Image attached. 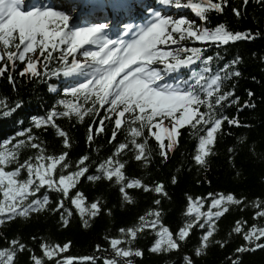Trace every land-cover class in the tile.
I'll return each mask as SVG.
<instances>
[{
  "label": "snow or ice",
  "instance_id": "6c2138e0",
  "mask_svg": "<svg viewBox=\"0 0 264 264\" xmlns=\"http://www.w3.org/2000/svg\"><path fill=\"white\" fill-rule=\"evenodd\" d=\"M249 3L242 0L241 7L246 10ZM255 3L264 7V0ZM158 5L149 0H74L71 4L66 0H0V77L15 88L18 61L23 65L19 77L32 84L41 82V76H48L49 71L52 76L76 78V83L64 90L65 97L73 99H60L58 107L45 116H33L28 128H23V119H13L21 130L0 145V226L18 218L27 220L33 213L52 212L64 228L70 226L75 215L85 228L89 227V222L103 215L104 210L99 199L87 203L81 191L85 180L118 186L121 202L127 205L135 203L128 190L154 193L157 198L153 203L158 206L140 215L133 226L119 228L118 235L105 236L107 247L95 246L98 255L65 256L70 241L63 245L42 241L41 254L37 255L19 237H5L7 246L0 249V264H18L19 257L26 253V264H134V258L144 256L137 245L150 234L158 238L149 242V253L162 257L175 253L180 256L178 264H197V258L206 255L211 245L222 249L226 246L227 241L216 239L217 223L232 206L241 212L251 206L257 210L252 220H264V200L249 205L223 192L187 196L183 226L174 233L162 223L163 200L168 198L166 186L148 185L125 175L128 161L120 158L122 154L131 153L134 161L147 167L152 161V139L160 162L166 165L170 154L179 148L181 129L197 139L192 159L207 170L209 158L216 154L214 149L223 137L232 135L233 129L251 127L238 115L229 116L227 109L236 106L238 114L257 107L251 90L243 105L235 92L236 81L242 77L238 67L242 57L228 60L222 55L228 46L253 41L257 34L231 30L225 23L209 26V14H223L229 0H158ZM173 9H190L198 19L175 16ZM104 12L113 17L112 27L124 24L125 31L117 32L114 39L107 34L110 25L95 18ZM232 12L241 18L240 7H233ZM125 14L142 18L145 23H125ZM80 20L92 23L80 26L76 23ZM196 44L200 46H189ZM209 48L216 49L215 55L207 54ZM52 61L61 67L42 74L38 65L48 69ZM48 92L56 93L57 89L49 86ZM22 109V102L11 106L6 98L0 99V116L5 120ZM100 109H104L102 116ZM93 115L98 122L88 124L86 143L91 147L97 137L104 135L114 151L99 162L87 154L73 162L70 151H65L72 146L69 134L56 121L74 117L77 123H84L86 116ZM34 129L53 130L60 138V154H48L47 141L34 134ZM15 138L23 139L12 143ZM238 140L245 145L247 137ZM28 150L35 153L22 161L21 155ZM235 151L228 149L230 154ZM171 182L175 185L177 178L173 176ZM52 194L57 197L54 207H50ZM231 232L242 236L247 246L238 247V255L229 257V264H242L243 253L264 248V225L248 226L247 220H236ZM194 235L198 236L196 246L182 255ZM31 239L35 242L37 237Z\"/></svg>",
  "mask_w": 264,
  "mask_h": 264
},
{
  "label": "trees",
  "instance_id": "16d2710c",
  "mask_svg": "<svg viewBox=\"0 0 264 264\" xmlns=\"http://www.w3.org/2000/svg\"><path fill=\"white\" fill-rule=\"evenodd\" d=\"M183 2L186 3L187 0H183ZM241 5L242 0H229V6L225 8L223 14L214 12L209 14L211 20L209 26L214 27L220 23H225L231 30L251 31L257 34L255 40L237 42L228 46L227 51L222 52V55L228 60L237 55L242 57V61L238 65L242 71V77L236 81L235 88L236 95L240 98L239 104L243 105L248 99L247 91L251 90L255 94L253 102L257 105L254 110L245 109L238 114L236 106H232L227 109V114L229 116L238 115L242 123L249 124L251 127L233 129L232 135L223 137L214 149L216 154L209 158L207 170L195 165L192 156L195 154L198 141L184 129H181L183 135L180 139L179 148L174 154H170V161L166 165L160 162L161 157L158 155V147L154 139L150 140L152 161L147 167L134 161L131 153L122 154L120 157L122 160L128 161L125 175L129 179H141L143 183L148 185L163 183L166 186L168 198L163 200L162 223L174 233L183 226L185 220L183 212L186 208L187 196L195 198L207 196L208 193L223 192L234 194L236 198L246 200L249 205L257 199L264 200V7L257 5L255 0H250L246 10ZM233 7L241 8L242 16L240 19H237L232 12ZM173 15L184 16L193 20L198 19L190 9H185L182 13L173 10ZM86 22L89 21H76L79 25ZM215 53V48L208 49L207 54L215 55ZM54 55H58V53ZM0 66H3V62H0ZM22 67L23 65L17 61V72L14 73L15 88L9 84L6 78L0 77V99L6 98L11 106L17 102L23 104L22 111L13 114L12 118L5 120L0 116V145L5 140L15 137V132L21 130V126L14 124L13 119H23V128H28L33 116H45L54 106H57L56 102L60 99H73L70 96L65 97L64 90L66 87L74 85L76 79L65 78L63 75L60 77L52 76L49 70L61 67L56 61H52L48 69H45L43 65H38L42 74L49 71V75H42L41 82L36 84L30 83L26 78L19 77L18 70ZM11 71L9 68V72ZM49 86H54L57 92H48ZM103 112L104 109H100L101 116ZM56 122L69 134L72 146L70 150L65 151H70L73 162L85 154L89 155L92 160L99 162L114 151L112 146L107 143V137L104 135L97 137L96 142L91 147L86 143L88 124L98 122L95 115L86 116L84 123H77L74 117L72 119L58 118ZM34 134L40 135L42 139L47 141L48 154H60V138L55 137L53 130L44 132L34 129ZM240 136L247 137L245 145L239 143L238 138ZM119 138L121 141L124 139L123 136ZM17 139L23 138H15L12 143H15ZM8 147H11V144ZM229 148H235V153L230 154ZM34 153L35 150L24 151L20 159L23 161L28 155ZM92 171H95V165ZM173 176L177 178L175 185L171 182ZM81 191L85 193L88 204L99 199L103 205L104 214L91 220L89 227L85 228L82 225L79 215H75L70 226L64 228L60 225L57 214L52 212L33 213L27 220L18 218L17 221L0 226V249L7 246L5 237L8 240L19 237L30 248H33L37 255L41 254L39 244L42 241L61 245L70 241L71 246L69 251L63 254L65 256L98 255L95 252V246L100 244L102 248L107 247L105 236L118 235L119 228L133 226L140 215L149 209L158 207L153 203L154 198H157L155 194L144 193L141 190H128L135 203L132 205L122 204L118 186L111 187L107 181L92 183L85 180ZM50 200L52 202L50 207H54L57 200L56 195L52 194ZM109 210H111V215H108ZM202 210H206V208ZM73 211L75 212V209ZM256 211L249 206L241 212L236 206H232L231 211L217 223L216 239L227 241L226 246L222 249L218 245H211L206 255L197 258V264H229L228 258L238 255L236 249L247 246L242 236H236L231 232L235 221L247 220L248 226L253 223L264 225V220H252ZM33 236L37 237L35 242L31 239ZM155 238L158 237H155L154 234H150L147 240L141 238L137 247L144 252V256L143 258H134V264H178L180 256L175 253L162 257L147 251V247L150 246L149 242H154ZM197 240L198 236L194 235L182 255L188 254L196 246ZM241 259L242 264H264V248L245 252ZM28 261L29 257L26 253L19 257L18 264H26Z\"/></svg>",
  "mask_w": 264,
  "mask_h": 264
},
{
  "label": "bare ground",
  "instance_id": "6f19581e",
  "mask_svg": "<svg viewBox=\"0 0 264 264\" xmlns=\"http://www.w3.org/2000/svg\"><path fill=\"white\" fill-rule=\"evenodd\" d=\"M177 13H182V11H176ZM185 15H186V13H185Z\"/></svg>",
  "mask_w": 264,
  "mask_h": 264
}]
</instances>
